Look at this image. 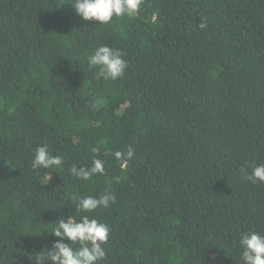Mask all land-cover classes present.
Returning <instances> with one entry per match:
<instances>
[{
	"label": "trees",
	"instance_id": "trees-1",
	"mask_svg": "<svg viewBox=\"0 0 264 264\" xmlns=\"http://www.w3.org/2000/svg\"><path fill=\"white\" fill-rule=\"evenodd\" d=\"M64 2L0 0V264H36L82 215L111 228L101 264H242L240 236L264 234V183L240 172L264 164V0H141L108 24ZM101 45L121 78H96ZM44 145L61 166L31 167ZM94 158L103 174L72 173Z\"/></svg>",
	"mask_w": 264,
	"mask_h": 264
},
{
	"label": "clouds",
	"instance_id": "clouds-1",
	"mask_svg": "<svg viewBox=\"0 0 264 264\" xmlns=\"http://www.w3.org/2000/svg\"><path fill=\"white\" fill-rule=\"evenodd\" d=\"M71 3L76 13L84 20H94L99 24H108L114 17L133 16L140 8L141 0H65ZM199 27H207L206 21H201ZM88 64L97 69V79L117 80L121 78L127 67V61L119 49L106 45L98 46L88 57ZM117 160L131 159L134 149L129 147L126 153L116 151ZM63 163L59 155H52L49 148L38 146L31 161L33 169H56ZM249 168L241 167V175L252 183H264V164H253ZM72 173L79 179L88 180L95 174H103L104 161L94 158L91 167L73 165ZM43 185L49 183L45 177ZM116 197L110 191L102 196H84L78 198L76 210L82 213H91L98 208H108ZM110 226L105 222L82 215L79 220L72 216L60 218L53 223L51 234L59 238L50 249L40 253L36 264H44L46 260L51 264H101L107 252L104 245L109 240ZM67 241V242H65ZM239 255L242 264H264V234L250 231L240 236L238 240Z\"/></svg>",
	"mask_w": 264,
	"mask_h": 264
}]
</instances>
